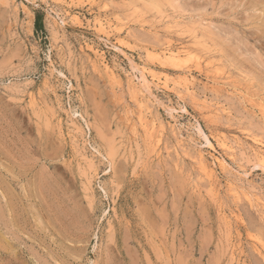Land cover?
<instances>
[{"label":"rangeland","instance_id":"rangeland-1","mask_svg":"<svg viewBox=\"0 0 264 264\" xmlns=\"http://www.w3.org/2000/svg\"><path fill=\"white\" fill-rule=\"evenodd\" d=\"M263 106L264 0H0V264H264Z\"/></svg>","mask_w":264,"mask_h":264},{"label":"trees","instance_id":"trees-1","mask_svg":"<svg viewBox=\"0 0 264 264\" xmlns=\"http://www.w3.org/2000/svg\"><path fill=\"white\" fill-rule=\"evenodd\" d=\"M35 29L36 31H43L44 27H43V19L41 15H37L36 16V20H35Z\"/></svg>","mask_w":264,"mask_h":264},{"label":"bare ground","instance_id":"bare-ground-1","mask_svg":"<svg viewBox=\"0 0 264 264\" xmlns=\"http://www.w3.org/2000/svg\"><path fill=\"white\" fill-rule=\"evenodd\" d=\"M173 55V54H172ZM176 57H180L181 56V54H176L175 55ZM154 76V75H153ZM144 80L148 83L149 81L147 80V78L146 77H144ZM264 107V106H263ZM261 111L264 113V108H261ZM230 148V147H229ZM262 158V157H261ZM263 159V158H262ZM206 171H207V169H206ZM203 173V172H202ZM247 195V194H246ZM247 199V198H246Z\"/></svg>","mask_w":264,"mask_h":264}]
</instances>
